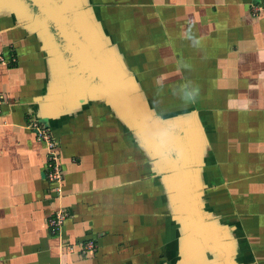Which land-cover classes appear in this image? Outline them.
Listing matches in <instances>:
<instances>
[{
  "label": "crops",
  "instance_id": "1",
  "mask_svg": "<svg viewBox=\"0 0 264 264\" xmlns=\"http://www.w3.org/2000/svg\"><path fill=\"white\" fill-rule=\"evenodd\" d=\"M83 3L182 134L186 192L106 99L59 93L41 35L0 12V264H264V0ZM34 120L55 138L58 184Z\"/></svg>",
  "mask_w": 264,
  "mask_h": 264
},
{
  "label": "water",
  "instance_id": "2",
  "mask_svg": "<svg viewBox=\"0 0 264 264\" xmlns=\"http://www.w3.org/2000/svg\"><path fill=\"white\" fill-rule=\"evenodd\" d=\"M7 1L13 4L6 10L15 22L39 33L42 45L50 49V58L59 68V93L106 99L118 117L145 140L164 170L176 175L178 190L184 194L190 149L181 133L168 130L153 114L132 78L106 50L96 25L85 12L84 0ZM181 199L185 206L190 204L187 196Z\"/></svg>",
  "mask_w": 264,
  "mask_h": 264
},
{
  "label": "built area",
  "instance_id": "3",
  "mask_svg": "<svg viewBox=\"0 0 264 264\" xmlns=\"http://www.w3.org/2000/svg\"><path fill=\"white\" fill-rule=\"evenodd\" d=\"M256 12L257 8L254 10V13ZM11 61L14 62L15 59L12 58ZM29 128L34 132L38 140L46 144L47 178L50 182L58 184L62 180V173L58 160V150L56 148L55 138L53 137L52 132L44 124L36 120L29 123ZM63 220L64 214L61 210H58L52 217L49 218L48 222L52 233L57 234L59 232ZM91 246V243L87 244L88 248H91Z\"/></svg>",
  "mask_w": 264,
  "mask_h": 264
},
{
  "label": "rangeland",
  "instance_id": "4",
  "mask_svg": "<svg viewBox=\"0 0 264 264\" xmlns=\"http://www.w3.org/2000/svg\"><path fill=\"white\" fill-rule=\"evenodd\" d=\"M28 1V0H27ZM11 2H9V1H7V0H3L2 1V3H1V5H0V8H3V12H2V14L3 15H5L6 17H8V16H11L12 15V13H10L8 10H6V9H8V7H10V8H12L13 7V4H10ZM29 3V2H28ZM6 22H8V23H10L9 22V19H6ZM32 28V27H31ZM10 58V60L12 59V58H15V56H12V57H9ZM11 62H13V61H11ZM131 131H132V129H131ZM133 132V131H132ZM133 134H135L134 132H133ZM136 135V134H135ZM138 139H140V140H142L143 141V143L145 144V145H147V143L145 142V140L141 137H139ZM148 151H147V156L146 157H149L150 159H147V161L149 160V162H152L153 160H155V159H158V157L152 152V150L151 149H147ZM160 158H161V156H160ZM163 158V157H162ZM163 161H164V159H163ZM165 162H167L166 160H165ZM163 166V165H162ZM167 167V166H166ZM162 169H165V168H163V167H161ZM161 175L162 176H167L168 175V172H165L164 170L161 172Z\"/></svg>",
  "mask_w": 264,
  "mask_h": 264
},
{
  "label": "trees",
  "instance_id": "5",
  "mask_svg": "<svg viewBox=\"0 0 264 264\" xmlns=\"http://www.w3.org/2000/svg\"><path fill=\"white\" fill-rule=\"evenodd\" d=\"M14 59H15V58H14ZM10 62H11V60H10V58H8L6 63H10Z\"/></svg>",
  "mask_w": 264,
  "mask_h": 264
}]
</instances>
